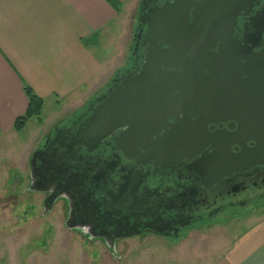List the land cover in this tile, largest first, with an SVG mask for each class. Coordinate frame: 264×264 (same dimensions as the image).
Here are the masks:
<instances>
[{
  "label": "flooded vegetation",
  "instance_id": "1",
  "mask_svg": "<svg viewBox=\"0 0 264 264\" xmlns=\"http://www.w3.org/2000/svg\"><path fill=\"white\" fill-rule=\"evenodd\" d=\"M176 1H142L131 65L55 127L31 160L28 189L44 196V207L61 202L70 230L111 251L141 237L179 244L188 232L230 218L236 207L264 204V163L241 172L224 169L219 180L198 171L212 156L232 160L259 150L247 139L264 132V0H213L211 35L200 29L209 20L196 18L210 0H182L189 34L158 73L170 86L175 76L186 80L184 98L177 92L161 102L163 121H143L139 129L131 122L99 141L85 134L108 98L141 74L154 48L155 18ZM195 62L210 67L196 86L187 75L196 72ZM260 150L264 154V142Z\"/></svg>",
  "mask_w": 264,
  "mask_h": 264
},
{
  "label": "crops",
  "instance_id": "2",
  "mask_svg": "<svg viewBox=\"0 0 264 264\" xmlns=\"http://www.w3.org/2000/svg\"><path fill=\"white\" fill-rule=\"evenodd\" d=\"M116 1L121 3L120 11L106 0H0L3 213L13 211L14 191L41 194L28 189L30 166L50 130L34 137L32 143L16 131L17 118L26 114L29 106L24 83L45 106L58 105L63 111L88 104L95 93L105 90L117 69L111 61L121 59L124 64L133 46L136 13L143 0ZM12 169L23 175L14 180L21 186L20 192L10 187ZM250 222L254 224L211 264H264V214Z\"/></svg>",
  "mask_w": 264,
  "mask_h": 264
},
{
  "label": "rangeland",
  "instance_id": "3",
  "mask_svg": "<svg viewBox=\"0 0 264 264\" xmlns=\"http://www.w3.org/2000/svg\"><path fill=\"white\" fill-rule=\"evenodd\" d=\"M132 53L133 46L124 64L121 59L111 61L117 69L108 84L116 74L131 65ZM102 91L95 93L91 100ZM81 106L66 107L63 111L58 105L48 104L43 109L42 121L33 118L20 131L23 139L32 143L34 137L49 130L52 132L66 118L82 112L87 103ZM12 171L10 187H17V192H20L21 186L14 180L17 179L15 176L23 175L19 170ZM11 194L15 202L13 211H0V264H211L254 224L250 222L252 218L264 214V205L260 206L262 201L258 200L242 209L236 207L228 219L223 215L217 218L216 223L188 232L179 244L155 237H141L121 241L116 250L111 251L104 243L88 241L70 230L61 202L47 208L42 194L36 196L24 192L20 195L15 191ZM254 206L258 207L255 209Z\"/></svg>",
  "mask_w": 264,
  "mask_h": 264
},
{
  "label": "water",
  "instance_id": "4",
  "mask_svg": "<svg viewBox=\"0 0 264 264\" xmlns=\"http://www.w3.org/2000/svg\"><path fill=\"white\" fill-rule=\"evenodd\" d=\"M181 5L182 0H177L176 5L171 10L164 11L156 16L155 23L152 26L155 37L152 42L154 48L147 56L141 74L136 79L129 78L130 80L120 90L113 93L97 110L91 123L87 126V130H85V134H88L91 140L99 141L113 130L127 126L131 122H133L136 129H139L142 127L140 124L143 121L150 122L152 119L163 121L166 117L161 114V111L165 105L161 102L173 100L177 92H180V100L184 98L183 89L186 80L181 78V76L178 78L175 76V84L170 86L167 78L158 73L160 68L168 61V58H173L172 55L174 53L171 55L169 54L170 51L172 52L176 46L179 48L189 34L188 26L183 24L188 19L189 11L186 8H182ZM206 6L207 8H205ZM203 8L205 10L197 15L196 18L203 21L209 20V23L201 25L200 29L205 30V34L211 35L213 34V26L210 22L213 19V0H210ZM159 41H161V45H158ZM165 44L170 45L172 48L164 51L162 47ZM179 51L181 50L177 52ZM176 67L181 68L183 66L176 64ZM192 67L196 69V72L187 73L188 77L193 80L191 84L194 86L204 84L205 82L200 77H203L205 68L210 67H201L196 62ZM196 77H199V80ZM120 120L122 122L117 123ZM251 138L247 139V141L253 140L258 143L259 150L232 160L228 158L225 160L224 158L226 157L223 155L212 156L208 161L200 163L198 171L206 174L208 178H214V175H216L215 178L217 179L215 180H219L226 173L224 169L227 170V173H230L231 168L235 172H241L249 166L262 165L264 163V154H262L260 148L262 147V142H264V132H260L257 136ZM231 165L234 167H231ZM201 167H203V170Z\"/></svg>",
  "mask_w": 264,
  "mask_h": 264
},
{
  "label": "trees",
  "instance_id": "5",
  "mask_svg": "<svg viewBox=\"0 0 264 264\" xmlns=\"http://www.w3.org/2000/svg\"><path fill=\"white\" fill-rule=\"evenodd\" d=\"M115 10L120 11L121 3L116 0H106ZM24 92L29 99V106L26 114L17 118L15 122V129L16 131H22L28 122L33 119L37 118L39 121H42V112L45 106L44 100L39 97L35 91L32 89L31 86L24 83ZM1 133V128H0Z\"/></svg>",
  "mask_w": 264,
  "mask_h": 264
}]
</instances>
